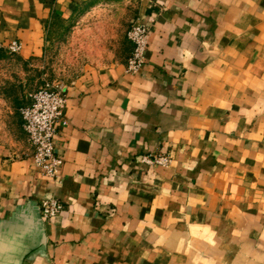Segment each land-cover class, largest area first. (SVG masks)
Segmentation results:
<instances>
[{"label": "crops", "instance_id": "0c3cea01", "mask_svg": "<svg viewBox=\"0 0 264 264\" xmlns=\"http://www.w3.org/2000/svg\"><path fill=\"white\" fill-rule=\"evenodd\" d=\"M135 22L150 39L130 73ZM68 30L59 178L26 134L0 142V264H264V0H0L25 66Z\"/></svg>", "mask_w": 264, "mask_h": 264}, {"label": "built area", "instance_id": "2783aa9c", "mask_svg": "<svg viewBox=\"0 0 264 264\" xmlns=\"http://www.w3.org/2000/svg\"><path fill=\"white\" fill-rule=\"evenodd\" d=\"M128 39L133 44V50L128 59L127 71L137 73L146 63L150 27L143 23H133L128 31ZM1 47L3 45L0 43ZM7 49L12 53H19L22 44L19 41H13ZM67 101V93L63 86L45 82L31 94L30 102L20 108L23 128L28 141L34 148L33 159L39 170L52 180L59 178L64 163L63 158L56 151L55 136L58 125L66 122ZM142 161L168 166L172 162V156L169 154L145 155ZM64 209V202L57 196L47 198L41 204V214L46 220L60 215Z\"/></svg>", "mask_w": 264, "mask_h": 264}, {"label": "rangeland", "instance_id": "374dc122", "mask_svg": "<svg viewBox=\"0 0 264 264\" xmlns=\"http://www.w3.org/2000/svg\"><path fill=\"white\" fill-rule=\"evenodd\" d=\"M53 39L48 60L42 65L38 63L25 66L17 59V53L0 48L1 143L10 144L23 139L26 134L23 126H20V108L30 92L32 94L45 82L66 83L75 71L72 59L77 50L71 47V31L53 34Z\"/></svg>", "mask_w": 264, "mask_h": 264}]
</instances>
